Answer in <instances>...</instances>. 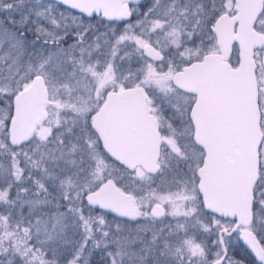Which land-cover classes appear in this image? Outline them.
<instances>
[{"label": "snow or ice", "instance_id": "1", "mask_svg": "<svg viewBox=\"0 0 264 264\" xmlns=\"http://www.w3.org/2000/svg\"><path fill=\"white\" fill-rule=\"evenodd\" d=\"M0 264H264V0H0Z\"/></svg>", "mask_w": 264, "mask_h": 264}]
</instances>
